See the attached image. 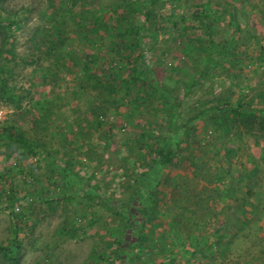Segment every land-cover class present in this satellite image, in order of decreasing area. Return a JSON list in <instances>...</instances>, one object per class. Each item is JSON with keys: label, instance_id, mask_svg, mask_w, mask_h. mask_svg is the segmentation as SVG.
<instances>
[{"label": "rangeland", "instance_id": "1", "mask_svg": "<svg viewBox=\"0 0 264 264\" xmlns=\"http://www.w3.org/2000/svg\"><path fill=\"white\" fill-rule=\"evenodd\" d=\"M0 62V264H118L119 205L143 215L132 264H264V127L230 110L264 119V0H0ZM114 65L160 85L128 102ZM169 116L174 159L139 197Z\"/></svg>", "mask_w": 264, "mask_h": 264}, {"label": "trees", "instance_id": "2", "mask_svg": "<svg viewBox=\"0 0 264 264\" xmlns=\"http://www.w3.org/2000/svg\"><path fill=\"white\" fill-rule=\"evenodd\" d=\"M85 3L88 5H95L98 1L100 0H84ZM148 2V1H147ZM93 14H96L97 11L94 10L92 11ZM97 21L94 20L97 25L94 24V28L92 31L89 32L87 35V42L89 49L87 48L86 54H85V62L83 65V68H86V71L90 70V64L91 66L95 64V59L99 56L100 52V43L105 42L104 40V31L107 33H111L113 28L107 27L104 29V31L101 32V27L103 19L97 18ZM99 23V25H98ZM115 25H117V22L115 21ZM104 33V34H102ZM39 37V35H36ZM42 40V39H41ZM109 43H113L112 40L108 41ZM44 43V41H43ZM89 67V68H88ZM88 68V69H87ZM112 71L116 73L118 77V81L114 83L113 89L117 90L118 93H120L123 99H128L127 101L130 102V97L132 91H134L137 87V83L142 82L143 84L147 85L150 88L156 87L160 85L158 83V80L156 78L155 73H153L152 70H148V74L145 76L142 75L140 72H136L133 70L130 73H123V69L120 65H114L112 67ZM5 73V68L2 66V63L0 62V77L4 75ZM159 92L161 93L162 97L165 99H169L168 94L166 91H164V88H161L160 86ZM232 116L234 117L235 121L238 123L242 124L245 129H253L256 126L257 128L263 129V118H259L257 113L255 112L254 109L245 106V105H238L236 107H231L230 108ZM200 114H204L200 113ZM168 121V125L171 129L170 133L168 136H163L159 137V142L156 144L157 147L155 148L154 154H155V168L152 167V171L149 177V173H144L141 174L140 177H138V191H139V197H143L145 194H147V184L143 185L144 180H150V185H153L159 177H161L162 173L164 172L165 168L168 167L170 163H172L175 155V147L177 146V138H178V133H179V128L176 127L175 125V118L172 116H169V118H166V122ZM11 142H14L18 145L22 146H30L31 142L24 136L20 134H12L10 138ZM149 188V187H148ZM151 189V188H149ZM90 192V190H89ZM10 200V197L8 198ZM141 200V199H140ZM140 200H138L140 202ZM118 211L120 214H123L124 217L127 219L128 223V231H122L120 237H115L114 238V246H115V255L117 256V261L118 264H132L134 257L138 255V246L142 245L143 241H145L144 237V232H143V227H142V218L143 215L141 212H138V209H141V206L134 205L131 210L132 212H125V208L123 206L119 205L117 206ZM137 209V211H135ZM135 209V210H134ZM137 249V250H136ZM146 249V246L143 248ZM136 250V251H135ZM161 256L164 257V253H160ZM144 257V256H143ZM149 263V261H148ZM151 263V262H150ZM146 264V263H145Z\"/></svg>", "mask_w": 264, "mask_h": 264}, {"label": "clouds", "instance_id": "3", "mask_svg": "<svg viewBox=\"0 0 264 264\" xmlns=\"http://www.w3.org/2000/svg\"><path fill=\"white\" fill-rule=\"evenodd\" d=\"M0 115H2V112H0Z\"/></svg>", "mask_w": 264, "mask_h": 264}]
</instances>
